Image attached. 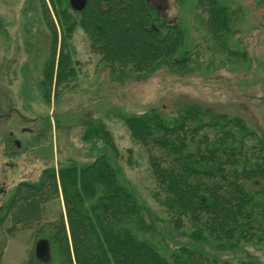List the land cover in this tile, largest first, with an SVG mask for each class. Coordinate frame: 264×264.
<instances>
[{
    "label": "trees",
    "instance_id": "obj_1",
    "mask_svg": "<svg viewBox=\"0 0 264 264\" xmlns=\"http://www.w3.org/2000/svg\"><path fill=\"white\" fill-rule=\"evenodd\" d=\"M41 4L52 39L41 82L49 100L76 77L71 39L77 26L90 52L112 69L145 78L162 64L177 73L192 69L195 51L186 45L184 25L164 19L150 0H86L81 12L69 0ZM195 9L225 47L241 9L222 0H197ZM112 113L144 151L151 195L176 231L219 248L264 244L263 135L240 117L196 104ZM85 139L116 150L104 122L88 127ZM27 231L33 245L22 264H216L189 248H171L105 155L87 166L70 161L45 168L38 182L18 184L0 214V264L9 240Z\"/></svg>",
    "mask_w": 264,
    "mask_h": 264
},
{
    "label": "rangeland",
    "instance_id": "obj_2",
    "mask_svg": "<svg viewBox=\"0 0 264 264\" xmlns=\"http://www.w3.org/2000/svg\"><path fill=\"white\" fill-rule=\"evenodd\" d=\"M222 1L242 12L224 49L225 43L210 36L196 11L197 0H150L158 14L184 25L186 45L198 54L188 73H177L167 64L146 78L112 69L90 52L77 26L71 39L76 77L49 100L41 82L52 39L41 0H0L5 28L0 33V214L20 182H38L48 167L70 161L87 166L105 155L119 181L137 194L144 218L157 224L171 248H189L216 264H264V244L219 248L176 231L151 195L144 151L112 113L175 112L196 104L240 117L264 136V0ZM99 122L106 124L116 150L85 139L88 127ZM60 208L57 203L51 212L56 215ZM30 235L27 231L9 240L3 264L23 263L33 245Z\"/></svg>",
    "mask_w": 264,
    "mask_h": 264
},
{
    "label": "water",
    "instance_id": "obj_3",
    "mask_svg": "<svg viewBox=\"0 0 264 264\" xmlns=\"http://www.w3.org/2000/svg\"><path fill=\"white\" fill-rule=\"evenodd\" d=\"M69 4L73 11L81 12L86 6V0H69ZM39 249H41V246Z\"/></svg>",
    "mask_w": 264,
    "mask_h": 264
},
{
    "label": "flooded vegetation",
    "instance_id": "obj_4",
    "mask_svg": "<svg viewBox=\"0 0 264 264\" xmlns=\"http://www.w3.org/2000/svg\"><path fill=\"white\" fill-rule=\"evenodd\" d=\"M160 11H162V8H161V7H160ZM161 15H162V17H163L164 19H167V14H166V13H163V12H162Z\"/></svg>",
    "mask_w": 264,
    "mask_h": 264
}]
</instances>
